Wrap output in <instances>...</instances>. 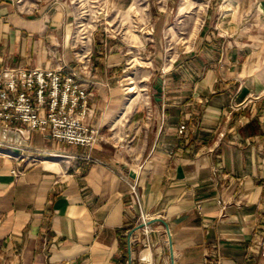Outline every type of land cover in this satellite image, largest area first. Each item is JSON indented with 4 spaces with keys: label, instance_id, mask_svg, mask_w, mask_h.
<instances>
[{
    "label": "crops",
    "instance_id": "obj_1",
    "mask_svg": "<svg viewBox=\"0 0 264 264\" xmlns=\"http://www.w3.org/2000/svg\"><path fill=\"white\" fill-rule=\"evenodd\" d=\"M203 16L188 49L131 77L120 40L77 50L66 1L0 0V72L75 71L103 136L0 124V264H264V0Z\"/></svg>",
    "mask_w": 264,
    "mask_h": 264
},
{
    "label": "rangeland",
    "instance_id": "obj_2",
    "mask_svg": "<svg viewBox=\"0 0 264 264\" xmlns=\"http://www.w3.org/2000/svg\"><path fill=\"white\" fill-rule=\"evenodd\" d=\"M28 6L38 0H13ZM73 14L71 40L85 53L95 48V35L120 40L133 64L129 76L141 73L153 53L166 57L169 63L178 53L189 48L199 17H204L210 0H133L128 9L111 7L109 0H64ZM168 4V7H167ZM181 6V7H180ZM180 7V9H179ZM179 12V13H178ZM156 13L167 14L166 23ZM131 81L132 79H127ZM143 80V78H140ZM139 80V81H140ZM134 82V81H132ZM145 79L131 94L145 92ZM138 83L134 84L137 85ZM132 85V84H130Z\"/></svg>",
    "mask_w": 264,
    "mask_h": 264
},
{
    "label": "built area",
    "instance_id": "obj_3",
    "mask_svg": "<svg viewBox=\"0 0 264 264\" xmlns=\"http://www.w3.org/2000/svg\"><path fill=\"white\" fill-rule=\"evenodd\" d=\"M75 71L22 67L0 72V124L49 131L63 143L93 148L102 133L86 122L91 92ZM146 225L149 217L141 216Z\"/></svg>",
    "mask_w": 264,
    "mask_h": 264
},
{
    "label": "water",
    "instance_id": "obj_4",
    "mask_svg": "<svg viewBox=\"0 0 264 264\" xmlns=\"http://www.w3.org/2000/svg\"><path fill=\"white\" fill-rule=\"evenodd\" d=\"M162 79H159V82L157 83L156 85V90H157V93L155 95L156 99L160 100V95H161V92H162ZM143 226V224L141 225Z\"/></svg>",
    "mask_w": 264,
    "mask_h": 264
}]
</instances>
